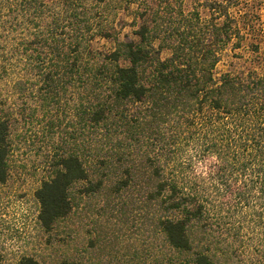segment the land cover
Instances as JSON below:
<instances>
[{"label":"trees","instance_id":"obj_1","mask_svg":"<svg viewBox=\"0 0 264 264\" xmlns=\"http://www.w3.org/2000/svg\"><path fill=\"white\" fill-rule=\"evenodd\" d=\"M87 1L105 2L41 0L40 30L16 54L25 60V74L13 81L14 92L36 89L55 100L71 87L77 91L81 143L55 159L53 174L35 190L40 225L49 231L70 215L78 183L81 194H93L112 174L119 193L141 179L165 241L192 264H220L215 232L240 238L238 218L245 217L264 226V74L215 73L223 49L234 38L238 47L243 37L231 12L238 0H193L187 12L184 0H132L136 38L98 55L89 42L99 14ZM241 15L253 32L251 18ZM9 131L5 112L1 182L8 174ZM202 160H210L205 176L192 179L189 172ZM227 193L232 203L222 201ZM17 264L38 262L25 257Z\"/></svg>","mask_w":264,"mask_h":264},{"label":"rangeland","instance_id":"obj_2","mask_svg":"<svg viewBox=\"0 0 264 264\" xmlns=\"http://www.w3.org/2000/svg\"><path fill=\"white\" fill-rule=\"evenodd\" d=\"M40 1L0 0V114L9 112L10 116L8 174L5 181H0V264H17L25 257L34 258L38 264H64L65 260L77 264H192L187 253L165 241L158 227L159 212L145 200L141 179L119 193L114 191L116 176L112 174L104 187L93 194H81L82 184L78 183L70 215L49 231L40 225L34 192L53 174L55 159L76 150L81 143L75 88L55 100L44 99L45 92L36 89L27 95L13 90V81L25 74V60H17L16 54L26 47L24 41L39 32L40 26L35 24H42ZM87 5L99 14L94 21L97 31L89 42L92 54H107L117 41L136 38V4L132 0H105L103 4L87 1ZM191 6L193 0H184L186 12ZM199 10L205 20L207 12ZM244 11L247 19L251 18L248 25L253 26V32L243 26ZM231 12L243 37L238 47L233 46L234 38L220 53L216 75L248 69L264 74V0H238ZM168 54L169 50H162V56ZM209 162H195L189 176L202 179ZM221 199L232 203V193ZM238 221L240 238L233 232L213 234L222 242L218 249L220 264H261L263 224L257 226L251 217Z\"/></svg>","mask_w":264,"mask_h":264}]
</instances>
